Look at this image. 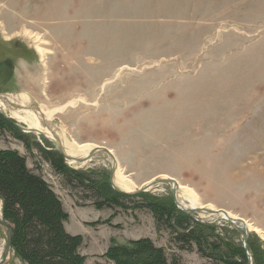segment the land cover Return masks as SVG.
Instances as JSON below:
<instances>
[{"label": "rangeland", "instance_id": "obj_1", "mask_svg": "<svg viewBox=\"0 0 264 264\" xmlns=\"http://www.w3.org/2000/svg\"><path fill=\"white\" fill-rule=\"evenodd\" d=\"M2 60L10 65L0 72V94L60 108L47 122L71 142L111 151L134 185L126 192L171 178L202 207L250 224L247 244L264 256V0H0ZM23 133L26 143L0 131V149L16 150L50 184L68 214L65 231L81 238L84 264H112V243L141 238L173 264H223L206 245L182 240L180 227L158 223L133 194L125 208H96L38 152L54 150L52 142ZM64 162L109 176L101 155ZM172 186L141 192L172 197ZM190 214L215 247L218 239L242 245V232L219 215ZM5 242L0 226V257ZM4 264L26 263L12 250Z\"/></svg>", "mask_w": 264, "mask_h": 264}, {"label": "trees", "instance_id": "obj_2", "mask_svg": "<svg viewBox=\"0 0 264 264\" xmlns=\"http://www.w3.org/2000/svg\"><path fill=\"white\" fill-rule=\"evenodd\" d=\"M0 131H7L23 142L28 136L2 114ZM36 148L53 170L62 175L66 184L89 193L96 208H125L122 200L130 195L113 190L105 172L97 173L98 179L93 178L90 171L68 167L55 150H46L38 145ZM133 197L139 199V208L147 209L158 223L172 229L175 225L180 227L179 237L190 246L201 249L206 245L223 264H247L246 250L241 244L224 243L218 239L221 244L215 247L203 230L206 224L178 209L170 195L140 192ZM0 200L2 218L11 228V247L15 256L26 264H84L85 258L78 252L80 236L70 235L64 229L68 214L60 198L41 175L27 167L25 158L14 149H0ZM247 250L253 257V264H264L263 253L254 248L252 242H248ZM105 257L112 264H173L164 249L149 238L125 245L112 243Z\"/></svg>", "mask_w": 264, "mask_h": 264}, {"label": "bare ground", "instance_id": "obj_3", "mask_svg": "<svg viewBox=\"0 0 264 264\" xmlns=\"http://www.w3.org/2000/svg\"><path fill=\"white\" fill-rule=\"evenodd\" d=\"M42 50V49H41ZM74 101H70L69 104H72ZM68 104V105H69ZM60 108L54 109H47L44 107L36 108L29 102V97L26 94H20L17 96L14 95H1L0 94V111L7 114L8 116L14 118L17 122L23 124L24 127L31 129L29 132H36L40 135H44L48 140L52 142V144L60 148L68 157L72 158H79L85 159L89 157L91 151L95 150L98 146L94 145L91 146L90 144H78L76 142H71L63 136V132L61 130H55L52 126L47 122L50 118H52L55 111H58ZM56 114V113H55ZM7 117V116H6ZM102 148V147H101ZM111 152V151H110ZM101 155L104 159L108 162L113 163L114 161V175H113V183L116 185L117 188L120 190L131 191L134 189L133 183L130 182L128 177L122 172V170L117 166V161L113 157L108 154L99 151L96 153V156ZM69 164L76 165L81 163H86V161L76 162L74 160H66ZM89 161V160H88ZM116 170V171H115ZM159 179H166V176L158 177ZM170 179V178H167ZM153 180V179H152ZM152 180L148 181L144 187H148ZM173 185V184H172ZM149 188V187H148ZM176 194H177V201L180 205L185 207H200V208H208L211 209V206L201 205L197 200L194 191L189 188L188 186L177 184L176 185ZM218 211L220 209H211ZM223 210V209H222ZM227 212V216L231 219H239L237 216L233 215L232 213ZM206 213V212H205ZM220 217H225V215L218 213ZM241 220V219H239ZM243 223L246 226V229H251L252 226L245 222ZM253 229V228H252ZM256 230V229H255Z\"/></svg>", "mask_w": 264, "mask_h": 264}, {"label": "water", "instance_id": "obj_4", "mask_svg": "<svg viewBox=\"0 0 264 264\" xmlns=\"http://www.w3.org/2000/svg\"><path fill=\"white\" fill-rule=\"evenodd\" d=\"M0 113L6 117V115L0 111ZM15 125H17L23 132H29L31 131V129H28L24 126H21L19 124H17L16 122L14 123ZM54 146V145H53ZM54 150L57 151L61 157L63 158L64 161L66 160H74L76 162H82V161H88L92 158H94L96 156V153H98L99 151H102L106 154H108L109 156H111V152L105 148V147H102V148H96L95 150L91 151L90 154H89V157L85 158V159H79V158H72V157H68L66 156L65 154H63L62 150L60 148H57L54 146ZM112 157V156H111ZM108 165H109V183L111 185V187L117 191L118 193H124V194H134V193H139L141 191H147L148 187H153L155 185H158V184H161V183H166V184H173V186L171 187V192H172V197H173V201L175 203V205L177 206L178 209H180L181 211H184V212H187V213H192V212H206V213H209V214H218V213H221L223 215H225V217H221L223 220H226L228 221L231 225L235 226L237 229H239L241 232H242V245H243V248L246 250L247 249V237H248V231L246 229V226L245 224L243 223V221L239 220V219H231L227 216V212L225 210H218V211H215V210H211V209H208V208H200V207H185V206H182L179 204V202L177 201V198H176V185H177V182L173 179H159V178H154L152 180V182L150 183V185L148 187H144V188H139L138 190H136L135 192H124L122 190H120L119 188H117L115 186V184L113 183V175H114V161L113 163H110L108 162ZM0 226H2L5 230H6V242H5V247H4V250L1 254V257H0V264H4L8 255L10 254V251H12V247H11V229L9 227V225L3 220L2 217H0ZM246 256H247V261H248V264H252V261H251V256L250 254L246 251Z\"/></svg>", "mask_w": 264, "mask_h": 264}, {"label": "flooded vegetation", "instance_id": "obj_5", "mask_svg": "<svg viewBox=\"0 0 264 264\" xmlns=\"http://www.w3.org/2000/svg\"><path fill=\"white\" fill-rule=\"evenodd\" d=\"M9 65H10V61L9 60H2V61H0V72L2 71V69L5 66H9Z\"/></svg>", "mask_w": 264, "mask_h": 264}]
</instances>
